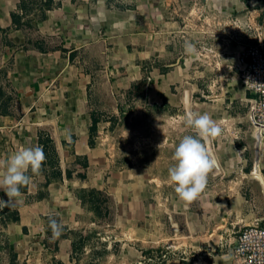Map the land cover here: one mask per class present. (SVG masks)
Instances as JSON below:
<instances>
[{"label":"crops","instance_id":"1","mask_svg":"<svg viewBox=\"0 0 264 264\" xmlns=\"http://www.w3.org/2000/svg\"><path fill=\"white\" fill-rule=\"evenodd\" d=\"M263 1L225 0L215 7L218 15L234 24L229 32L217 33L215 46L208 49L217 57L215 82L200 109L222 129L220 136L210 138L220 172L213 176L211 170L204 191L187 202L175 192L162 161L159 167H152L148 179L145 162L135 164L130 155L131 165L115 161L110 149L107 154L102 152L94 135L90 146V121L84 106L91 80L87 65L95 60L100 31L107 35L108 68L117 81L124 80L116 77L119 69L131 81L141 79V65L151 56L159 60L158 67L173 69L163 74L154 68L158 77L143 93L152 106H161L169 96L168 86L178 82L179 71L190 64L185 50L181 52L187 37L182 30L178 32L176 21L133 0H51L40 14L24 13L17 8L18 0H0V159L36 145L46 157L40 174L28 172L32 183L21 187L19 202L0 207V264H52L54 260L74 264L70 231L96 224L94 209L79 198L80 190L91 188L102 191L109 200L108 211L104 205L101 213L104 217L117 212L121 231L107 236L111 240L106 248L119 242V251H124L120 264L140 263L153 250L144 252L130 245L129 221H135L133 231L143 240L145 223L161 225L159 239H151L153 246L163 241L202 249L197 259H169L161 264H230L237 231L264 217L263 197L254 183L241 178L257 173L264 179V135H258L248 119L252 97L239 80L243 48L250 42L264 44ZM14 14L20 20L15 22ZM29 19L31 27L27 28ZM245 26L247 39L240 34ZM177 32L183 40L176 37ZM176 42L183 48L174 57ZM157 80L163 85L158 86ZM51 120L62 145L65 176L57 153L51 151L50 128L44 125ZM80 157L86 158L85 167L74 166ZM160 157L161 152L156 158ZM168 157L172 160L170 154ZM0 199H9L2 190ZM50 216L62 224L59 236L52 234ZM111 222L110 216L101 224Z\"/></svg>","mask_w":264,"mask_h":264},{"label":"rangeland","instance_id":"2","mask_svg":"<svg viewBox=\"0 0 264 264\" xmlns=\"http://www.w3.org/2000/svg\"><path fill=\"white\" fill-rule=\"evenodd\" d=\"M133 1L136 5L143 6L150 12H157L158 10L162 18H166V16L173 18L178 26V32L180 30L183 31L181 34L187 37L185 38L186 42L194 44L197 53L195 55H187V58L190 59V64L181 68L178 73L180 80L168 86L166 92L169 96L163 98L161 106L157 108L152 106V103H150L143 93L148 88H152L154 77H158V73H156L154 68H157L163 74L173 69H166L163 65L158 67L160 65L159 60L155 56H151L146 60L145 64L141 65V79L131 81L129 77L127 78V73L119 69L116 77L124 78V80L117 81L113 77L116 74H111L108 68L107 35L105 31H100L98 32V42L94 47L95 60L87 65V69L91 72V80L86 87L84 106L90 123L91 114L98 117L97 128L93 137L100 143L102 152L105 154L106 150L107 154V149H110L113 153V159L115 161L118 159L123 165H131V159L128 158L129 155L135 164L145 162L146 176L148 179H151V174L153 173L152 167L154 165L159 167L162 161V167L168 172L169 167L175 163L172 157L179 141L184 135H195V131L185 125L181 119L182 115L186 112L183 104V92L187 88L191 89L190 110L200 112L201 105L204 104L202 102L206 101L205 95L208 93L207 90L215 82V62L217 57L213 56L208 49L215 46L217 33H227L230 24L232 26L234 24L231 20L224 19L227 18L226 16L222 18V15H218L216 11L217 8L215 7H218L219 1L225 2V0ZM108 2H113V0H108ZM17 3V8L27 14H40L43 9L50 6L46 0H18ZM15 18L16 20H20L18 16ZM245 27L247 30L245 29V32L242 31L240 34H242V38L247 39L248 27ZM176 37L183 40L180 37V33ZM252 41L256 42L257 40L252 38ZM176 43V51L178 53L174 57L180 55L179 47H182V43ZM250 43L252 44V42ZM201 46H203V49ZM178 65L181 64H174V66ZM156 82L158 86L163 85V82L159 80ZM137 106L139 107L138 110H136ZM49 134H51L50 129ZM153 139L156 140L153 141ZM160 152L162 153V157L157 159L156 157ZM169 154L172 160H168ZM140 159L143 160L139 161ZM154 161L157 162L154 164ZM148 194H151V189ZM79 195L84 199H88V194L82 192V190L79 191ZM149 200L152 204L151 198ZM109 204L108 200L105 205L108 207ZM86 206L90 208V203L86 202ZM101 207V209L94 210L95 226H83L70 231V236L73 240L71 249L75 253L73 255L75 259L74 264H120L122 260L121 256L124 251H119L118 241L113 242L110 248H106L108 241L111 240L107 236L114 237L121 231L118 224H116L117 212L115 211L114 214L110 215L113 218V222L103 225L101 223H104L106 219H110V216L104 217L101 214L104 210V203H102ZM133 226H135V221H129L128 228H130L129 230L132 232L133 237L130 245L136 250H145L144 252L151 251L147 249H153L150 254H146V256L139 260L141 264H161L169 259L183 262L192 260L193 258L197 259L202 254V249L190 246L184 248L177 246L178 251L184 250L186 252L180 255V257L185 259H179V256H173L169 253L164 261L155 260L152 258L155 251L159 252L161 249L165 250L167 246H175L163 241L157 242V246H153L154 244L151 239L154 237L159 239L162 233V227L158 223L144 224V240L141 237H136V231H133ZM136 226L140 228V225ZM149 240L151 242H148ZM52 262V264H62L60 261L54 260ZM140 263L137 262L136 264Z\"/></svg>","mask_w":264,"mask_h":264},{"label":"clouds","instance_id":"3","mask_svg":"<svg viewBox=\"0 0 264 264\" xmlns=\"http://www.w3.org/2000/svg\"><path fill=\"white\" fill-rule=\"evenodd\" d=\"M184 50L187 55L197 53L191 42H185ZM181 119L195 131V135H184L175 147V163L168 169V178L175 184V192L179 198L191 202L206 188L208 174L213 167L212 153L204 141L220 136L222 129L208 113L188 110ZM45 159L44 151L39 145L22 147L0 159V190L9 198L0 199V207L19 202L18 198L22 197L21 187L32 183L28 172L40 174ZM49 227L53 236L60 235L62 224L54 217H49Z\"/></svg>","mask_w":264,"mask_h":264},{"label":"built area","instance_id":"4","mask_svg":"<svg viewBox=\"0 0 264 264\" xmlns=\"http://www.w3.org/2000/svg\"><path fill=\"white\" fill-rule=\"evenodd\" d=\"M239 80L251 94L248 119L260 136L264 135V44L246 45L239 56ZM155 251L153 259L164 261L169 253L185 254L177 247ZM230 264H264V218L244 225L237 231L230 250ZM151 260V258L149 257ZM141 264V263H140Z\"/></svg>","mask_w":264,"mask_h":264},{"label":"water","instance_id":"5","mask_svg":"<svg viewBox=\"0 0 264 264\" xmlns=\"http://www.w3.org/2000/svg\"><path fill=\"white\" fill-rule=\"evenodd\" d=\"M183 104H184V109L185 111L190 110V103H191V97H192V93H191V89L187 88L184 90L183 92ZM44 125L48 126L50 128V137L52 139V142L54 144L56 153L58 155L59 158V165H60V169L63 173V176H65V168H64V159H63V150H62V145L59 139V135H58V131L55 125L54 121H48L45 122ZM259 135V134H258ZM206 143V145L209 147L212 156H211V163L213 165L212 167V175L215 176L220 172V168L218 165V161L216 159V156L214 154V151L212 150L211 147V143H210V139L207 141H204ZM241 178L247 180V181H251L252 183L255 184L258 193L263 197L264 199V179L260 174L257 173H249V174H244L241 176ZM264 218V217H263Z\"/></svg>","mask_w":264,"mask_h":264},{"label":"trees","instance_id":"6","mask_svg":"<svg viewBox=\"0 0 264 264\" xmlns=\"http://www.w3.org/2000/svg\"><path fill=\"white\" fill-rule=\"evenodd\" d=\"M46 2H48V4L50 5L51 4V0H46ZM48 5V6H49ZM16 15H12V19L16 22ZM31 26L27 25V28H30ZM97 122H98V117L94 116L93 114H91V123H90V126H89V136H90V146L93 144V140L91 139L92 136L94 135V132H96V128H97ZM51 151L53 153H56L55 152V149H54V146H51ZM87 165V161H86V158L85 157H80L76 160V162L74 163V166H82V167H85ZM58 166V164H57ZM57 174L60 175V170L57 171ZM66 176L67 178L70 177V174H69V171L66 169ZM84 175H81L80 178H83ZM82 192H85L88 194V199H84L82 196H80L79 198L81 199V202L82 203H85V202H88L90 203V208L94 209V210H98V208H102L101 205L102 203H106V199L104 197V194L102 191L98 190V189H94V188H91V189H83ZM102 196V197H101ZM91 197V198H90ZM104 208V207H103ZM105 210L108 211V207L105 205Z\"/></svg>","mask_w":264,"mask_h":264}]
</instances>
